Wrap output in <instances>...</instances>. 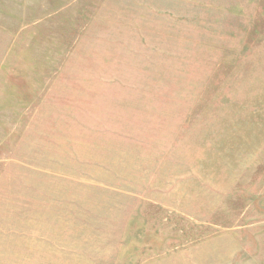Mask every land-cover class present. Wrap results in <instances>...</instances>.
Here are the masks:
<instances>
[{"label": "rangeland", "instance_id": "rangeland-1", "mask_svg": "<svg viewBox=\"0 0 264 264\" xmlns=\"http://www.w3.org/2000/svg\"><path fill=\"white\" fill-rule=\"evenodd\" d=\"M0 264H264V0H0Z\"/></svg>", "mask_w": 264, "mask_h": 264}]
</instances>
